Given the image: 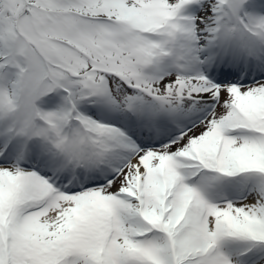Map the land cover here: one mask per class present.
<instances>
[{
  "label": "snow or ice",
  "instance_id": "obj_1",
  "mask_svg": "<svg viewBox=\"0 0 264 264\" xmlns=\"http://www.w3.org/2000/svg\"><path fill=\"white\" fill-rule=\"evenodd\" d=\"M0 264H264V0H0Z\"/></svg>",
  "mask_w": 264,
  "mask_h": 264
}]
</instances>
